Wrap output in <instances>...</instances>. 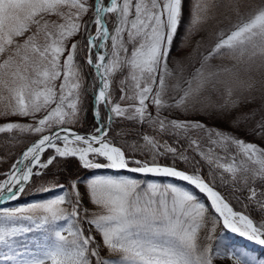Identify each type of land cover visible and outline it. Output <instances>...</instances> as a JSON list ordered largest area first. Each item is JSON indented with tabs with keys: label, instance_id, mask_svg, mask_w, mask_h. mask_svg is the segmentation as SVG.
<instances>
[{
	"label": "snow or ice",
	"instance_id": "1",
	"mask_svg": "<svg viewBox=\"0 0 264 264\" xmlns=\"http://www.w3.org/2000/svg\"><path fill=\"white\" fill-rule=\"evenodd\" d=\"M185 6L0 0V134L38 137L0 171V264H264L229 235L264 247V147L236 134L264 141V0ZM33 185L57 194L8 206Z\"/></svg>",
	"mask_w": 264,
	"mask_h": 264
},
{
	"label": "trees",
	"instance_id": "2",
	"mask_svg": "<svg viewBox=\"0 0 264 264\" xmlns=\"http://www.w3.org/2000/svg\"><path fill=\"white\" fill-rule=\"evenodd\" d=\"M191 2L192 0H186V6H185V17H186V20H187V16H188V9L191 5ZM185 20V22H186ZM235 21V18L233 17V22ZM228 26V21H225L221 27H227ZM173 55H177L175 52L173 53ZM171 66V65H170ZM90 82V81H89ZM257 96H259L260 94L259 93H256ZM119 96V93L117 91V98ZM91 100H92V97L91 95H87L86 98H85V104H86V108H87V113L86 115L81 119L80 123L77 124L75 126V129L76 131H82V132H88V131H92L95 127H96V123H95V120L93 118V115H92V106H91ZM260 100L258 99L256 104H253V105H248V108H252V107H257L259 104H260ZM247 110V108L245 109ZM101 114L106 116L107 113L103 110V108L101 109ZM3 122V121H0V123ZM206 123H208L210 126H215L217 128H220V129H224V130H229V131H232V129L229 128V124L225 121H206ZM120 127V125H114V131H113V135L115 136V132L116 130H118ZM238 136H241L243 137L246 142H254L256 144H258L259 146L261 147H264V141H261L259 139H256L254 136L252 135H246L245 132L243 131H240L238 133H236ZM17 137L18 140H21L22 143L18 144L17 146L13 147L9 141V134L5 133V134H0V158H3L4 162L3 163H0V171H6L9 166L11 165V163L16 159V157L26 148V146H28L27 144L31 143L34 139H36V137H32V136H28V135H21L19 133H15L13 134ZM129 139H132L131 137H129ZM50 150L48 152H46V156H47V153H49ZM197 159H199V157H197ZM160 163L164 164V163H171V160H161ZM72 167H73V170L76 171L77 168H76V164H75V161L72 162ZM178 167L180 168H184L185 166L183 164H179ZM207 166L205 165L204 166V173L206 174L207 173ZM57 169L56 167H52L49 169V172H48V175H46L47 178H45V180H52V179H55V173H56ZM105 171V170H104ZM85 172L86 175H88L89 173H87V170H83V169H80L79 170V173L80 175ZM144 178V177H143ZM148 178H151V177H148ZM154 178H159V177H154ZM63 180V178H61ZM161 179V178H159ZM43 180V181H45ZM64 181V180H63ZM42 181H38L37 184L41 183ZM36 186V185H34ZM190 188V187H188ZM217 190H219L227 199H229L230 203L232 204L233 208L235 210H244L243 209V204L241 203H237L236 199L233 198V195H232V189L230 186H224V187H218ZM193 191L196 192V194L199 196V198H202L203 201H205L206 203H208V201L203 198L202 194L199 193L198 190H195L193 189ZM253 219H256V220H259L260 217L259 215H257L256 212H252L251 213ZM221 229V228H220ZM220 229H218V232L220 231ZM221 237L223 236V232H219ZM233 243L235 246L237 247H247L249 250H250V254L256 258H258V260H260L261 262H264V249H259L255 246H247L246 244L243 245L236 242V240L233 239Z\"/></svg>",
	"mask_w": 264,
	"mask_h": 264
},
{
	"label": "rangeland",
	"instance_id": "3",
	"mask_svg": "<svg viewBox=\"0 0 264 264\" xmlns=\"http://www.w3.org/2000/svg\"><path fill=\"white\" fill-rule=\"evenodd\" d=\"M22 122H26V123H30L31 121H29V120H23ZM2 123V122H1ZM76 131V130H75ZM78 132V131H77ZM79 132H82V131H79ZM91 131H88V132H83L84 134H88V133H90ZM36 138H38V137H36ZM35 140V139H34ZM33 140V141H34ZM32 141V142H33ZM28 145V144H27ZM27 147V146H26ZM52 154V152H51V150H50V152L49 153H47V156L46 155H44L43 157H42V159H44V160H46L47 159V157L49 156V155H51ZM189 155H191V153H189ZM10 167V166H9ZM208 171V170H207ZM110 172V170H96L94 173H91V174H108ZM124 175H128V173H123ZM82 176H87L86 174H85V172H83L82 174H81ZM89 175V174H88ZM137 175V178H143V177H140L138 174H136ZM45 178H47L46 176L45 177H43V180H45ZM146 179H148V180H153V179H159V178H148V177H146ZM161 179H163V178H161ZM51 180V179H50ZM39 181V180H38ZM38 181H37V183H38ZM45 181H47V180H45ZM64 181L61 179V183H63ZM177 182V181H176ZM177 183H179V182H177ZM36 186H34L33 185V187L32 188H30L29 189V194L28 195H26V196H24L22 199H20L18 202H10L9 204H8V206H18V205H23V204H27V203H31L32 201H33V199H36V200H40V199H48V198H50L51 196H54V195H56L57 193H55V192H53V193H38V194H34L33 193V189L35 188ZM185 187H188V186H185ZM81 191H83V187H81ZM219 191V190H218ZM204 198V197H203ZM201 200H202V198H200ZM207 200V199H206ZM85 204H86V206L89 208V209H92L93 208V206L91 205V204H88V202L87 201H85ZM210 206V205H209ZM70 210V209H69ZM235 210V209H234ZM236 211H238V210H236ZM240 211H242V210H240ZM220 231L221 232H223L222 231V226H221V229H220ZM219 231V232H220ZM203 235V234H202ZM231 236H233V239L234 240H236V242H238L239 243V241H241V240H239V239H237L236 238V235H231ZM100 239V237L99 236H97V240H99ZM250 243V242H249ZM247 244V243H246ZM252 244V243H251ZM251 244H247L248 246H250ZM243 245H245V243H243ZM217 264H220V262L218 261L217 262ZM222 264H231V261L230 260H223L222 261Z\"/></svg>",
	"mask_w": 264,
	"mask_h": 264
},
{
	"label": "water",
	"instance_id": "4",
	"mask_svg": "<svg viewBox=\"0 0 264 264\" xmlns=\"http://www.w3.org/2000/svg\"><path fill=\"white\" fill-rule=\"evenodd\" d=\"M78 133H80V134H84L83 132H79V131H78ZM36 139H38V138H36ZM33 142H34V141H33ZM28 145H29V144H28ZM21 153H22V152H21ZM21 153H20V154H21ZM20 154H19V155H20ZM19 155H18V156H19ZM164 164H169V163H164ZM148 177L154 178V177L151 176V175H149ZM175 182H176V181H175ZM177 182H179V181H177ZM179 183H183L184 186H188V187L192 188V186H191V185H188L186 182H179ZM202 196H203L205 199H207L206 196H205L204 194H202ZM209 207H210V206H209ZM229 235L231 236V235H233V234L229 233ZM236 238L239 239V240H241V241H239L240 244H242V243H245V244H246V243H247V244H251V243H249L247 240H245V239L239 237L238 235H236ZM252 245H253V243H252ZM254 245H255V244H254ZM258 247H259V248H263V247H261V246H258Z\"/></svg>",
	"mask_w": 264,
	"mask_h": 264
}]
</instances>
